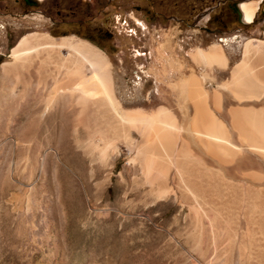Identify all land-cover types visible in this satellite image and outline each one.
<instances>
[{"label":"rangeland","instance_id":"obj_1","mask_svg":"<svg viewBox=\"0 0 264 264\" xmlns=\"http://www.w3.org/2000/svg\"><path fill=\"white\" fill-rule=\"evenodd\" d=\"M245 1L250 0H60L64 9L82 5L78 14L66 18L70 23L56 27L51 23L54 0H38L34 8L22 0H0V264H264L263 216L245 211L247 201L212 213L201 198L219 197L215 186L208 185L216 194L204 186L199 193L190 189L193 186L181 182L168 149L152 137L149 148L138 152L141 137L133 130V141H116L120 155L114 163L92 161L90 149L75 142L84 134L74 132L69 113L63 132L57 108L42 117L47 92L34 70L4 73L2 68L12 62L11 50L26 34L79 35L75 20L80 17L91 27L105 24L113 35L99 44L109 64L113 93L124 108L150 114L152 88L161 84L150 75L152 50L159 48L165 55V45L176 44L181 56L186 46L216 42L225 33L248 35L233 11ZM210 7L213 10L204 13L207 21L190 26ZM220 17L224 19L218 23ZM145 49L147 59L136 55ZM69 52L63 48L60 56L68 57ZM135 65L144 69L140 86L134 85ZM45 67L59 77L64 71L52 63ZM51 84L48 78L46 87ZM258 106H264V98ZM31 123L34 130L26 135ZM182 138L178 141L188 139ZM229 139L234 146L247 145L243 138ZM252 157L263 168L243 165L244 174L236 172L240 165L232 171L219 169L229 177L213 178L223 183L224 196H232L234 186L240 191L234 193L237 196H246L247 185L253 192L258 185L264 188V161L250 152ZM229 161L230 166L236 158Z\"/></svg>","mask_w":264,"mask_h":264},{"label":"bare ground","instance_id":"obj_2","mask_svg":"<svg viewBox=\"0 0 264 264\" xmlns=\"http://www.w3.org/2000/svg\"><path fill=\"white\" fill-rule=\"evenodd\" d=\"M257 6L258 1L256 0L242 2L240 4V8L243 12V20H245L246 22L251 21L255 10L257 9ZM207 20L208 15L202 14L197 24L200 25ZM254 46L257 47V45ZM260 47L261 46L259 45V48ZM63 48H67L71 52H69L70 55L68 57L63 58L60 56V50ZM248 50L249 48L246 49V51ZM256 50L260 51L258 47L256 48ZM105 56V53H103L97 47H94L89 42L78 39L76 37L68 36L55 38L49 34L33 32L24 35L20 39L18 44L11 50L10 57L12 58V62L3 63L2 68L4 73L17 71L18 69H28L29 67L34 70L37 75V83H41L43 91L47 92L43 100V107L41 108L42 117L44 115H49L50 113H52V111L56 110L57 108L60 115L59 128L60 131L63 132L65 130L64 123L66 122L67 115L69 113L71 122L74 125V127L72 126L74 132L79 133L80 130H82V133L84 134L82 138L80 136H76L75 142L86 149H90L89 154L91 156L92 161H94L96 158H99L101 161H105L108 166L111 165L112 162L116 159V157H119L120 155L119 150L115 146V144H117L116 141L120 137H123L125 140L128 141H133V130L136 131L141 137V140L138 143L139 145H137V149L139 150L138 152L141 153L147 150L149 148L150 140L153 137L154 139L158 140L161 143V146H163L164 148H172L178 153L180 158H177L174 164L176 166L179 178L184 184H188V182L186 183L187 177L185 179H183L182 177L183 174L187 175L189 173V168L187 169L186 166L188 163L187 161L185 163L183 159H189L187 158V156L192 151V146H197L198 148L199 146H201L205 150L209 151V153L210 151H217L228 152L231 155L239 154L241 156L240 159L242 160L241 165H245L247 167L259 166V168H263L261 163H255L254 160H252L253 157H246L247 159L245 158V160L242 158L245 154V147L246 150H249L253 154L259 155L264 161V106L258 109H253V107L250 109L249 132H247V135H245L243 138V140L247 144L246 146H234V143L232 144V142L227 136H218L215 135V133L209 134L207 133L208 131L205 132L203 130L202 132H195L197 134L196 136L181 140L179 143H177L178 136H173L172 134L178 133L179 127H177L169 120L170 110L168 111L165 107L160 106L155 111V114L150 115L141 108L126 109L122 106V104L119 102V100L115 97L113 93L109 64ZM50 63H52L54 67L59 71L62 69L64 70L61 77H59L57 73H54V71L47 72L45 66ZM85 64H87L89 68L88 71H86ZM48 78L52 80V84L49 87H46V82ZM243 79L244 83L248 86L251 96L260 98L264 97V76L261 80H259L252 70L249 72V75L247 74L243 77ZM235 84H237V82H235ZM237 86L239 87L238 84ZM26 110L29 112L30 109L26 107ZM37 112V109L34 110L35 114ZM231 113L233 114L234 112ZM201 122L202 121H200L199 123ZM199 126H201L202 128V124ZM34 127L35 124L32 123L26 126V135L31 133L34 130ZM95 151H97L98 153L97 156L93 155V152ZM111 151L112 153H110ZM181 157H183V159H181ZM146 159H148V157ZM131 161L132 158L129 159V163H131ZM149 167L153 168V164ZM242 167L244 168V166ZM204 176L206 178L205 174ZM247 176L249 175L247 174ZM246 184L247 183H245V185ZM259 184H262V182ZM189 186L187 187L188 189L190 188ZM201 186H204V184L196 183L195 185H193V187L195 188L192 189V187L190 189L194 190L196 193H199L203 191ZM234 187H232V189L230 188L232 196H224L225 191H223V187L221 188V186L219 185L215 188V192H217V194L219 195L221 194L222 196L220 195L218 197L217 195L218 198H214L211 196H202L201 199L203 201L205 200L206 202H201L203 205L205 203L207 205V208L209 207L208 209H210L212 213L221 214L223 212H227V210L229 209H232V207L236 205L237 201L245 200V202L247 201V205H244L247 206L245 207V211L248 210L249 213L258 212L263 216L262 221H264V193L263 195H260L259 192L264 188L262 189V186L258 185L259 189L253 192L252 187H250V185H247V191L245 194L246 196H241L240 194H238L240 196H237L236 194L234 195V193H240V191H238L236 187L234 189ZM203 188L205 189V186ZM212 191V193H215L214 189ZM206 192L208 193V191ZM225 195H227V193H225ZM194 198L198 199L197 197ZM199 199L198 202L201 200Z\"/></svg>","mask_w":264,"mask_h":264},{"label":"crops","instance_id":"obj_3","mask_svg":"<svg viewBox=\"0 0 264 264\" xmlns=\"http://www.w3.org/2000/svg\"><path fill=\"white\" fill-rule=\"evenodd\" d=\"M256 1H258V6L249 22L243 20V12L239 4L233 8L237 22L246 26L249 31L248 35L225 33L221 42L186 46L181 56L176 44L165 45L166 47L163 48L166 51L165 55H161L159 48L152 50L150 75L155 83L160 82L161 84H155L152 88L155 92V100L150 114H155L158 106L170 110L169 120L179 127V132L172 134L173 136L189 138L196 136L195 132L203 130L208 131L209 134L228 136L232 140V137L244 138L249 132L250 109L263 107L258 105L264 98L251 96L243 79L252 70L259 80L264 76V0ZM241 17L242 20H240ZM254 45H257L260 51L256 50L257 47ZM247 48H249L248 51H246ZM162 58L164 63L160 64ZM200 121L202 122L199 123ZM201 124L202 128L199 126ZM178 137L177 143L180 142ZM173 150L168 149L175 163V160L180 157ZM191 150L192 153L186 155L189 159L184 160L181 157L185 163L187 161L186 167L189 168V173L183 174V178L187 177L186 183L188 182L191 186L196 183L204 184L207 189L222 186L223 183L220 180L213 179L217 176L229 178L226 173L219 171L220 168L232 171L240 165L241 168L236 172L242 174L244 171L239 154L231 155L228 152L217 151L209 153L201 146L199 148L194 146ZM244 151L242 159L245 160L246 157H250V152L245 147ZM230 158H236V163L229 166ZM174 167L176 168L175 164ZM204 174L206 178H212L211 181L206 179ZM207 184L215 187L209 188ZM183 199H188V197H183Z\"/></svg>","mask_w":264,"mask_h":264},{"label":"flooded vegetation","instance_id":"obj_4","mask_svg":"<svg viewBox=\"0 0 264 264\" xmlns=\"http://www.w3.org/2000/svg\"><path fill=\"white\" fill-rule=\"evenodd\" d=\"M35 1V3L33 2ZM53 7L55 8V11H53V15L55 18L52 20V25L59 27L61 25H66L67 23H70V21H67L66 18L69 17H74L75 14H78L77 10L81 7L82 3L78 2L77 5L71 6L70 9H64L60 8V0H54ZM111 1V0H110ZM22 4L25 5L26 7L34 8L37 6L38 1L37 0H22ZM137 11H140V7H136ZM147 13L149 12L148 10L146 11ZM146 13V14H147ZM179 22L184 24V19H179ZM75 23L78 26V33H74L73 35H68V36H75L77 38L83 39L100 49L102 52V47L99 43H105L111 40L113 33L111 32L110 29L106 27L104 24L103 26H90L88 23L85 22L84 19L81 17L75 20ZM66 32V31H63ZM147 49L140 51L143 52L142 54L137 53L136 55H143L147 59ZM136 52H139V50H136ZM137 70H134V85L140 86V80L142 79L141 76L144 75V69L141 66L135 65ZM142 74V75H140Z\"/></svg>","mask_w":264,"mask_h":264},{"label":"water","instance_id":"obj_5","mask_svg":"<svg viewBox=\"0 0 264 264\" xmlns=\"http://www.w3.org/2000/svg\"><path fill=\"white\" fill-rule=\"evenodd\" d=\"M37 1H38V0H37ZM33 2L35 3V1H33ZM223 2H224V1H223ZM239 9H240V8H239ZM212 10H213V7H210V8H207L205 11H203V12L197 14V16H196V17L194 18V20H193V23L190 24V26H195V25L197 24V22L199 21V19H200V17H201L202 14H204V13L209 14ZM240 20H242V17L240 18Z\"/></svg>","mask_w":264,"mask_h":264},{"label":"trees","instance_id":"obj_6","mask_svg":"<svg viewBox=\"0 0 264 264\" xmlns=\"http://www.w3.org/2000/svg\"><path fill=\"white\" fill-rule=\"evenodd\" d=\"M223 17H220V18H218V19H216V20H218V23H221V22H223ZM235 21H237V18H235Z\"/></svg>","mask_w":264,"mask_h":264},{"label":"built area","instance_id":"obj_7","mask_svg":"<svg viewBox=\"0 0 264 264\" xmlns=\"http://www.w3.org/2000/svg\"><path fill=\"white\" fill-rule=\"evenodd\" d=\"M223 39H224L223 37H220V38L218 39V41L221 42Z\"/></svg>","mask_w":264,"mask_h":264}]
</instances>
